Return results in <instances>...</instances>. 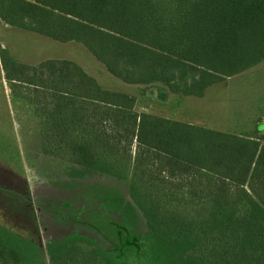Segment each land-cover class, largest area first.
Here are the masks:
<instances>
[{
	"label": "trees",
	"instance_id": "16d2710c",
	"mask_svg": "<svg viewBox=\"0 0 264 264\" xmlns=\"http://www.w3.org/2000/svg\"><path fill=\"white\" fill-rule=\"evenodd\" d=\"M0 18L83 44L125 83L181 95L203 97L264 60V0H0ZM0 61L18 83L12 100L37 119L36 164L128 182L148 222L141 244L115 251L76 231L50 240L47 259L0 224V264H131V255L136 264H264V128L238 134L138 112L136 95L103 87L72 59L25 63L0 46Z\"/></svg>",
	"mask_w": 264,
	"mask_h": 264
},
{
	"label": "rangeland",
	"instance_id": "374dc122",
	"mask_svg": "<svg viewBox=\"0 0 264 264\" xmlns=\"http://www.w3.org/2000/svg\"><path fill=\"white\" fill-rule=\"evenodd\" d=\"M0 46L25 63L36 64L47 58L72 59L103 87L136 95L138 112L238 134L252 133L256 126L264 128V60L225 82L209 86L203 97H196L173 93L163 83H125L83 44L61 42L7 24L1 18ZM1 66L0 61V224L38 243L45 259L49 258L50 240L76 231L115 251L131 240L141 244L139 235L148 230V222L132 199L128 182L95 172L68 177L52 165H45L41 158L36 164L32 147L38 131L37 119L29 109H20L21 104L12 100L18 83L6 79ZM135 150L134 142L129 178ZM130 263L136 264L132 255Z\"/></svg>",
	"mask_w": 264,
	"mask_h": 264
},
{
	"label": "water",
	"instance_id": "95a60500",
	"mask_svg": "<svg viewBox=\"0 0 264 264\" xmlns=\"http://www.w3.org/2000/svg\"><path fill=\"white\" fill-rule=\"evenodd\" d=\"M151 92L150 91H147V94H150Z\"/></svg>",
	"mask_w": 264,
	"mask_h": 264
}]
</instances>
